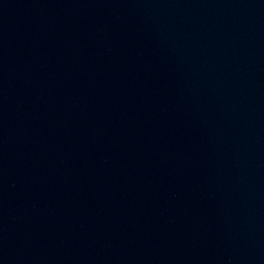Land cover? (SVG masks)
<instances>
[{"label":"water","instance_id":"95a60500","mask_svg":"<svg viewBox=\"0 0 264 264\" xmlns=\"http://www.w3.org/2000/svg\"><path fill=\"white\" fill-rule=\"evenodd\" d=\"M0 264H264V0H0Z\"/></svg>","mask_w":264,"mask_h":264}]
</instances>
